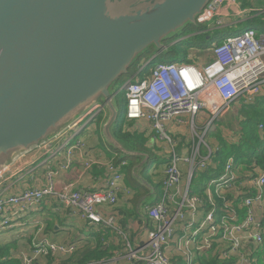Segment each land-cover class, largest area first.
I'll use <instances>...</instances> for the list:
<instances>
[{"label": "built area", "instance_id": "obj_1", "mask_svg": "<svg viewBox=\"0 0 264 264\" xmlns=\"http://www.w3.org/2000/svg\"><path fill=\"white\" fill-rule=\"evenodd\" d=\"M242 14L238 0H209L202 10V16L197 19L199 25H206V33L227 28L222 18L229 15L240 17ZM241 32L242 37L232 34L221 38L212 48V60L206 68L192 69L191 64L187 63L181 66L184 72H179L176 69L177 61L160 63L151 71L141 66L133 73L137 80L130 79L123 86V129L128 127L127 123L146 121L158 139L165 143L169 155L163 171L160 199L147 210L151 227L147 229L144 252L137 255L128 244L127 259L131 262L171 264L169 252L173 250L183 264H196L198 254L211 251L219 245L234 257L241 256L240 262L243 263L246 253L243 252L246 249L244 243L250 237L264 236V169L257 170L255 176L248 179V186L237 185L244 181L238 177L239 163L230 157L223 164L220 176L210 178L208 184L199 189L200 195L205 192L204 198L196 197L190 189L194 174L208 170L212 172L217 168L214 161L216 149L205 142L212 123L223 118L233 103L250 105L264 97V32L257 33L251 28ZM142 75L149 76L144 79ZM102 113L104 108H90L64 133L76 129L79 123L88 119L83 125L85 127ZM185 118H189V121H182ZM201 120L205 121L198 126ZM175 121L179 127L187 124L191 132V147L183 154L175 150L183 144L169 134L168 126ZM199 129L202 132L198 133ZM57 138L42 146L51 149ZM195 138L198 139L197 143ZM69 140L55 149L53 155L63 152L64 161L55 168H46L45 185L42 188L25 189L11 195L0 191V230L21 227L23 224L30 226V222L22 223L21 219H25L42 198L56 194L66 208L77 212L84 221L122 236L115 215L104 214L99 208L115 206L119 193L131 197V192L123 185L120 171L126 162L119 158L101 163L98 158L84 157L79 152L84 170L103 165L104 189L80 192L65 188L57 193L56 176L71 168L76 157L75 150L84 147L82 144L69 146ZM181 165L187 166L188 183L185 187L182 184ZM237 186L241 188L240 193H246L243 199L238 200L237 197L234 202L219 207L216 202L220 201V194L229 189L234 190ZM233 204L237 206L233 207ZM34 229L31 246L29 243L27 251L19 256L21 264H42L48 259L70 258L75 254L76 244L52 243L44 235L40 237L42 227ZM178 230L183 234H178ZM247 253L249 257L259 255L264 264V249L253 252L250 248Z\"/></svg>", "mask_w": 264, "mask_h": 264}, {"label": "water", "instance_id": "obj_2", "mask_svg": "<svg viewBox=\"0 0 264 264\" xmlns=\"http://www.w3.org/2000/svg\"><path fill=\"white\" fill-rule=\"evenodd\" d=\"M208 2L0 0V174L100 102L105 141L144 167L148 155L113 133L120 116L113 88L146 50L176 45L164 42Z\"/></svg>", "mask_w": 264, "mask_h": 264}, {"label": "crops", "instance_id": "obj_3", "mask_svg": "<svg viewBox=\"0 0 264 264\" xmlns=\"http://www.w3.org/2000/svg\"><path fill=\"white\" fill-rule=\"evenodd\" d=\"M244 4L245 7L243 8L240 3V8L243 11L242 16L238 17L235 15H229L228 17L222 18V21H224V23L228 26V33H234L231 31V27H236L239 23L256 16L252 15V11L256 8L250 7L248 1ZM260 6L263 10L259 14H262L264 13V0L260 3ZM261 20L264 21V15H262ZM213 24L214 23L211 25L213 26ZM247 28H251L257 33L264 32V29L255 27ZM199 65L202 64H198V66ZM93 107L102 108V104L98 106L93 105L91 108ZM96 118H100V121H102L99 130L96 126ZM96 118L85 127H83V123H79L77 126L80 129L77 127L66 134L60 133L57 140L52 144L51 149L50 147L41 146L30 151V153L17 158L12 165L8 166L5 171L0 174H5L3 177L4 179L0 180V191L4 192L6 195H11L18 194L25 189L37 188L45 185V175L47 172L46 168L48 166L55 168L64 161L63 152H60L57 156L53 155L55 149H58L62 142L70 139L69 146L82 144L84 147L80 150H75L76 157L71 168L61 171L56 176L55 191L57 193H60L65 188L78 190L80 192H94L104 189L103 165H94L90 170H84L82 166V158L79 156V152L80 155H83L84 157L94 156L98 158L101 163L110 159H114V161H116L119 158L126 162V165L123 166L120 171L123 174V185L131 192V197L127 198L124 193H119L117 197V204L115 206L110 208H99V210L104 214L115 215L116 222L120 228L122 236L110 231L109 229H105L101 226H95L84 221L77 212L66 208L55 194L45 198L39 205L33 207V216L31 218L33 219L34 217V219H30V226H13L8 229L6 228L0 230V244H12L10 245L11 256L16 257L17 255L26 252L29 248V243L31 246V240L35 231L34 228L36 227L38 229L39 227H42L43 231L40 234V237L44 235L46 239L56 244H76L77 250L74 254L75 256L72 255L73 257L70 259L68 258V262L64 264H79L84 257L96 255L101 252L108 254L109 257L103 258L100 261L90 260L89 263L142 264L140 262H131L127 259L128 244L137 253V255L143 254V247L147 241V229L151 227L149 223L150 220L147 216V210L152 205H155L160 199L161 184L164 178L163 171L168 163L169 155L164 156L162 148L156 146V144L158 145L157 140L154 141L152 139L153 131L150 129L149 124L146 121L142 120L139 122L127 123V126L135 127L134 132L143 135L146 139L145 147L150 151V155L152 154L153 159H157H151L153 161V167L151 169L152 173L149 172L150 167L148 168V164L140 169V166L136 167L139 162L130 170V161L132 158H136H126L120 153H117L105 141L103 136H99V133L101 134L102 132V126L107 118V111L104 109V113L100 114ZM77 121L78 120L76 119L74 123ZM182 121H189V118H185ZM168 129L173 136L177 137L187 131L186 129V131L183 132V129L179 128L177 121L171 123L168 126ZM148 135L150 136L148 137ZM212 139L214 140V138ZM176 140L180 142L181 145L183 144L178 147V154L185 153V151L191 147L192 143L190 138ZM212 141L208 140L207 144L210 147L214 146V142ZM104 143L113 150L108 149ZM148 157L149 162L151 156L148 155ZM138 159L140 161V158ZM144 170L145 172H143ZM181 170L182 184L185 187L188 183L187 166L181 165ZM199 185L200 184H198V186ZM248 185L249 182H247V186ZM202 186L195 187L193 191L199 192V189L202 188ZM178 234H180L179 230ZM15 237H19V239L21 237L20 240L25 243V247L22 248L23 251L13 254L12 249L15 248V245L18 243V240H14ZM249 249L250 247L246 246V249L243 252H248ZM221 252H223V249L218 245L211 251L198 254L195 259L196 264H199L202 258H207L210 255L217 256L220 255ZM169 255L171 264H183L182 262L174 261V259H176L175 256L177 255L173 250L169 252ZM256 256L259 258V255ZM53 260L54 262L52 264H56L55 260L58 259ZM47 261L48 260H45L42 264H46Z\"/></svg>", "mask_w": 264, "mask_h": 264}, {"label": "rangeland", "instance_id": "obj_4", "mask_svg": "<svg viewBox=\"0 0 264 264\" xmlns=\"http://www.w3.org/2000/svg\"><path fill=\"white\" fill-rule=\"evenodd\" d=\"M246 1H248V4L250 7L256 8L255 11H257V9L262 8L261 7L262 5L260 6V3L263 0H246ZM201 26L206 27V25H201ZM244 29H247V28L240 29V31H242ZM192 31H195V28L191 27V26L186 28L185 30L183 29L182 31L178 32V35L176 34V36H173L170 39H168L167 42H164V45L168 46L169 41L172 42L173 40L176 39V40H178V43H180V42L184 43L182 46L183 48H184V46L187 47L186 52H185V56H186L187 60H192V59L196 58V60H194V62H193L195 64H197V63L204 64L207 61L212 60V51H211L212 47L211 46H213L214 44L210 42L211 40H209V41L208 40L197 41L195 39H193V40L190 39L191 36H193V34L188 35V33L192 32ZM227 33L228 32L225 33L226 35L225 34H223V35L229 36L232 34H236L238 32L234 31V33H228V34ZM183 34H186V35L184 36ZM178 43H176V44H178ZM152 50L153 51L149 52L147 55H143L135 61L136 71L141 66H145V70L147 69L149 71V70H151L152 67H154L160 63H166V62H171V61L181 62V59H182L181 55L174 53V51H173V53H163L162 52V54L161 53L158 54L159 51H157V49L155 50L153 48ZM151 54L153 56H156L155 59L152 61H150L152 59ZM146 58H148V59H146ZM148 61H150V63ZM134 73H136V72H134ZM133 76H134V74H132V75L128 74L126 76H123L122 78H120V80L116 83V85L113 88V91H116L117 89L119 90V93L115 98V104H116V107L118 108V111L120 112V116H122L123 118L125 115V93L123 91V86L130 79H132V81H136L137 79L134 78ZM242 106L243 105L240 102L233 103L230 106L228 112L224 115V117L222 119L219 118L218 120L214 121L212 123V125L209 127V130L205 136V142L208 143V140L212 141L213 140L212 138H214V140L212 141V142H214L213 143L214 146H212L213 149H215L216 147L218 148L220 146V145H218L220 141H223V142L227 143L228 145H231V144L238 145L239 144V142L241 141V137H242L241 132H240V130H241L240 121H242L244 119V117L242 116V113H241V107ZM261 107L263 108V106H261ZM87 120L88 119L84 120L83 125L87 122ZM96 121H97L96 126L98 127V130H99L102 121H100V118L97 119ZM204 121L205 120L198 121L197 125L201 126ZM134 128L135 127H133V126H128L126 129H122V130L133 133ZM179 128L183 129V132L186 131V129H187L186 133L177 137V136H173L172 133L169 132L170 136L173 139L190 138V140H191V132L188 128V125L187 124L182 125ZM198 128H201V127H198ZM259 129H260V127H259ZM197 132L200 133L202 131H200V129H199ZM100 135L102 137V132H101V134L99 133V136ZM149 136L150 135H148V137ZM212 136H214V137H212ZM210 137H211V139H210ZM152 139L154 141L157 140L158 145L155 143L156 146L162 148L164 156H168L166 153L167 148H166L165 143L163 141H160L154 133L152 135ZM218 140H219V142H218ZM195 142L197 143L198 139L195 138ZM105 146L108 149H112L111 147H109L106 144H105ZM175 150L178 153V147H176ZM150 156H151L150 161L147 164H148V168L150 167L149 172L152 173L151 172V169L153 167V163H152L153 161L152 160H157V159H155V158L153 159L152 154ZM232 159H235V158H232ZM251 168L252 169L254 168L253 165L251 166ZM251 168H250V166H244V165L239 164V167H237L238 177H239V179H242L244 182L238 183L237 185H241V184L247 185L248 179L252 176L251 172L249 171V169L251 170ZM221 172L222 171H220V174H221ZM220 174L219 175H213L212 179L218 178V176H220ZM198 184H200V185L198 186ZM205 184H208V181L196 180L194 182V185L192 188L195 189V187H201L202 185H205ZM239 191H241V188H239V186H237L234 188V190L229 189L226 192H222L220 194L221 199L219 202H216V204L220 207L221 205H225V204L234 202L237 199V197H238V200H240L241 198L243 199V197L246 195V193H240ZM204 195H205V192H204ZM204 195L195 194L196 197L200 196L202 198H204ZM205 205L206 204H204L203 206H205ZM236 206H237L236 204H233V207H236ZM239 214H241V212H239ZM32 216H33V212H31L29 215H27V217L25 219H21V222L22 223L30 222V219L31 220L34 219V217H33V219L31 218ZM23 227H25L24 224H23ZM182 234H183V232L180 233V235H182ZM263 237L264 236L250 237L244 243V245L249 246L253 250V252L258 251V250H263L264 249V238ZM0 239H1V236H0ZM20 239H21V237H20ZM20 239H19V237H15V239H14V240H18V243H17V245H15V248L12 249L13 254L23 251L22 248L25 247L24 246L25 243L23 241H21ZM10 245H12V244H10ZM220 247H222V249H223V246H220ZM19 256H20V254L17 255L18 259L20 260ZM73 256H75V255H73ZM73 256H71V257H73ZM212 257H214L217 260V262L220 261L222 264H263L260 256H259V258H258V256H254V257L250 256L249 257V254L247 252L244 254L245 259H244L243 263L240 262V260L242 258L241 256H235L234 257L232 255V253L225 252L224 249L220 255H217V256L213 255ZM175 258H176V259H174L175 262H182L179 256H175ZM69 259L65 258V257H60V258H58V260H55V262H56V264H64V263L68 262ZM169 263H171V260L169 261ZM88 264H90V263H88ZM199 264H200V262H199Z\"/></svg>", "mask_w": 264, "mask_h": 264}, {"label": "trees", "instance_id": "obj_5", "mask_svg": "<svg viewBox=\"0 0 264 264\" xmlns=\"http://www.w3.org/2000/svg\"><path fill=\"white\" fill-rule=\"evenodd\" d=\"M238 1L241 3L242 7L244 8L245 7L244 3H246V1L245 0H238ZM262 10L263 8L257 9V11L255 10L252 11V15H256L255 17L245 20L242 23H239L236 27H231V31L232 32L237 31L239 33L241 32L240 31L241 28H247V27H255L259 29H264V21L261 20L262 15H264V13L259 14ZM190 26L195 28V31L188 33V35L193 34V36H191L190 39L192 40L195 39L197 41L211 40L210 42L215 45L220 42L221 38L223 37V34L229 31L228 28L227 29L221 28V29L213 30L212 32L205 33V27H202L201 25H199L198 21H196V23L194 24H190L186 26L184 30ZM183 35L185 36L186 34H183ZM170 42L171 41H169L168 43ZM183 44H184L183 42H180L176 45L170 46L168 47V49L166 48V50H164L163 53H173L174 51V53L181 55L182 63H185V64L193 63L194 60H196V58L192 60H187L185 56L187 47L184 46L183 48L182 47ZM152 49L153 48L146 50L139 57L143 55H147L149 52L153 51ZM135 65L136 63H134L132 67L128 70V74L132 75L135 72L136 70ZM242 105L243 106L241 107V113L244 119L243 120L241 119L242 121H240V127H241L240 132L242 135L241 141L239 142L238 145H234V144L228 145L227 143L223 141L219 142L218 140L219 142L218 145L220 146L218 148L216 147V154L214 156V161L217 164V168L215 171H212V172L211 170L210 171L208 170L205 172L194 174L192 176L191 181H190V189L192 190V194L200 195V192H195L193 191L194 188H192L196 180H203V181L209 180L210 178H212L213 175H219L220 171L222 170L223 164L230 157L235 158L236 162L239 163L240 165L250 166V168L253 165L254 168L253 169L251 168V170L249 169L252 176H255V173L257 170L264 169V97L257 99L253 104H250V105L242 104ZM261 106H263V108ZM123 122H124V118L122 116H119V118L116 121L114 130H113V133L116 136V138L124 142L125 145L129 147L130 149L139 151V152H144L150 156V152L145 147L146 139L143 137V135L137 132L131 133L128 131H123L122 130ZM260 126H261V129H259ZM116 152L119 153L118 151ZM138 162H139L138 158L136 159L132 158L130 161V170ZM143 172H145V170ZM251 192L252 191H249V193ZM10 248H11L10 244H6V245L0 244V264H21L17 256L16 257L11 256L12 254H11ZM107 257H109L108 254L101 252L96 255L84 257L79 264H88L90 260L100 261L101 259L107 258ZM53 262H54L53 259H48L46 264H52ZM200 264H222V263L220 261L217 262V260L214 257H212V255H210L207 258H202L200 261Z\"/></svg>", "mask_w": 264, "mask_h": 264}, {"label": "bare ground", "instance_id": "obj_6", "mask_svg": "<svg viewBox=\"0 0 264 264\" xmlns=\"http://www.w3.org/2000/svg\"><path fill=\"white\" fill-rule=\"evenodd\" d=\"M198 16H202V11H200L197 15H196V18L194 19V23H196V21H198L199 19H197V17ZM194 23H191V24H194ZM242 32H239V33H236V35H238V36H240V37H242L240 34H241ZM216 45H213V46H211L212 48L213 47H215ZM170 47V46H169ZM167 48V47H166ZM166 48H160V49H157L158 51H159V53L158 54H160V53H162L164 50H166ZM212 48H211V51H212ZM210 51V52H211ZM154 57V56H153ZM156 57V56H155ZM151 61V60H150ZM150 61H148L149 63H150ZM208 63H209V61H207L206 63H204V64H202V63H197V64H195V63H191V68L192 69H195V68H206L207 67V65H208ZM198 64H202V65H199L198 66ZM158 65V64H157ZM156 65V66H157ZM182 65H185V63H182V62H178V66L176 67V69H177V71H179V72H184V69L181 67ZM156 66H154L151 70H153ZM144 69H145V66H142ZM195 67V68H194ZM151 70H149V71H151ZM148 76L149 75H142L141 77L142 78H144V79H147L148 78ZM209 97V96H208ZM211 98H209V100H210ZM104 106L102 105V108H103ZM1 177H0V180H2V179H4L3 177L5 176V174H2V175H0ZM44 186V185H43ZM43 186H40V187H37V188H42ZM45 198H47V197H44V198H42L41 199V201L39 202V203H37L36 205H34V206H37V205H39L42 201H44V199ZM33 206V207H34ZM115 232V231H114ZM264 238V237H263Z\"/></svg>", "mask_w": 264, "mask_h": 264}]
</instances>
